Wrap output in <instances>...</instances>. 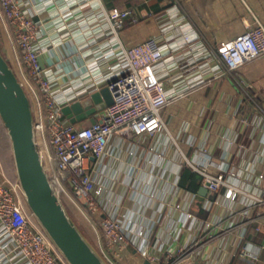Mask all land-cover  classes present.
Listing matches in <instances>:
<instances>
[{
  "label": "built area",
  "instance_id": "obj_1",
  "mask_svg": "<svg viewBox=\"0 0 264 264\" xmlns=\"http://www.w3.org/2000/svg\"><path fill=\"white\" fill-rule=\"evenodd\" d=\"M0 15L4 19L13 49L16 63L14 73L30 99L36 145L49 182L63 203H70L79 210L97 240L101 235L97 218H101L103 232L115 231L125 235L143 255L148 253L150 264H160L162 257L156 253H161L164 247L169 249L173 244L176 245L175 253L164 264H181L207 242H215L226 233L238 230L237 234L242 240L246 224L264 217V196L248 193L251 199L249 202L229 209L223 216L207 218L192 225L189 241L182 243V233L193 213L183 206L185 194L182 197L183 189L169 178L171 172L188 166L200 174V186L206 189V200L203 204L205 208L211 209L222 201L233 202L243 191L227 181V175L241 178V174L231 169L228 164L224 169L211 171L208 167L210 162L207 160L193 161L184 154L176 161L169 157L168 146L161 141L160 132L165 127L161 110L170 95L155 71V66L164 60L168 47L160 45L153 36L127 45L118 40V57L124 59L123 67L108 77H102V81L94 80L90 87L80 93L66 94L62 89L56 93L53 84L57 63L45 67L39 60V38L48 29L47 24L43 23L44 19L32 18L31 13L22 8L17 0H0ZM131 15L130 6L113 5L103 7L101 15L96 16L93 21H104L106 31L119 39L125 20ZM253 18L232 39L218 46L217 54L225 65L224 73L233 75V71L240 65L264 54V21L255 16ZM192 37L191 33L183 34L185 41ZM95 47L97 55L103 56L114 45L108 39L97 43ZM110 64L106 68H110ZM86 76L93 77L91 71ZM101 86H106L110 92V104L95 108L91 115L82 119L73 122L65 119L62 112L65 104L82 101L84 95H89L92 90ZM84 120L90 121L85 124ZM112 135L120 136L122 140L134 141L138 151L130 149L126 151V155L118 157L111 149L113 145H109ZM229 141L230 136L219 135L218 147L224 149ZM198 147L197 150L205 155L207 151L204 147ZM238 148H242L240 142ZM137 156L139 159L144 158L145 165L135 163ZM91 159L94 160L92 166ZM112 163H117V166L112 168L110 175H106L104 168L112 167ZM106 176L112 180L111 186L104 185ZM257 178L262 181L263 172ZM246 182L253 183L252 180ZM212 193L219 196L211 198ZM192 195L189 192L187 202ZM171 196L177 201L173 202ZM180 197L181 200H178ZM126 198L133 203L131 209L138 215L142 216L145 208H151L149 222L150 227L155 228V251H149L142 229L122 227L118 219V206ZM159 203L165 208H176L178 216L172 219L170 212L167 215L161 211ZM228 214H233L231 219ZM0 231L1 237H5L6 242L11 244L12 253L23 264H67L28 210L19 182L6 174L2 166ZM99 251L109 264H114L102 247ZM237 252L240 257L247 256V262L253 264L257 247L240 242Z\"/></svg>",
  "mask_w": 264,
  "mask_h": 264
},
{
  "label": "crops",
  "instance_id": "obj_2",
  "mask_svg": "<svg viewBox=\"0 0 264 264\" xmlns=\"http://www.w3.org/2000/svg\"><path fill=\"white\" fill-rule=\"evenodd\" d=\"M17 1L31 13L32 18L42 17L43 23L47 24V31L39 38V60L45 67L57 63L53 84L56 93L60 92L59 89L64 90L66 94L80 93L90 87L94 80L108 77L123 67L125 61L118 57L119 41L127 45L153 36L160 45L168 47L164 60L155 66V71L162 79L165 91L170 95L161 110L165 127L160 132L161 141L168 146L169 157L176 161L184 154L193 161L207 160L210 162L208 167L211 171L224 169L228 164L231 169L241 174V178L227 175V181L243 191L233 202L222 201L211 209L205 208L203 204L206 192L199 193L200 174L188 166L171 172L169 178L183 189L182 197L185 194L187 198L189 192L193 194L188 202L186 198L183 200V206L193 213V217L188 220V225L182 233V243L189 241L192 225L207 218L223 216L229 209L249 202L251 199L248 193L264 196V179L260 181L257 178L260 172L264 174V54L240 65L233 71V75L224 73V61L217 54L218 46L243 30L248 22H252L254 16L264 21L260 0ZM113 5L132 8V15L125 20L119 39L106 31L104 21H93L96 16L101 15L103 7ZM185 32L193 36L188 41L183 39ZM108 39L112 41L114 48L106 50L103 56H98L96 44ZM1 48L5 49L14 69L16 63L12 45L4 19L0 15ZM109 63L111 67L106 68ZM90 71L93 76L91 78L86 76ZM84 99L83 96L82 100ZM63 116L69 119L64 114ZM89 121L84 120L83 123ZM223 134L231 137L224 149L217 144L219 135ZM238 142L242 144V148H238ZM109 145H113L111 149L118 157L126 155V151L130 149L138 151L134 141L122 140L117 135L111 136ZM199 145L207 151L205 155L197 150ZM93 159L90 160L91 166ZM138 162L145 165L144 158L139 159L137 156L135 163ZM164 162L165 160L161 162V166ZM112 164V167L104 168L106 175H110L112 168L117 166V163ZM2 168L4 170L3 166ZM185 169L191 174L183 177ZM246 180H252L253 183L247 184ZM111 181L106 176L103 183L105 186H111ZM189 184L196 186L191 188L187 186ZM217 195L212 193L210 197ZM178 200H181V197ZM175 201L177 200L174 199L173 202ZM122 202L120 207L118 206V219L122 227L133 226L142 229L149 251H155V228L150 227L149 222L151 208H145L142 213L144 216H141L131 209L133 203L128 198ZM158 207L167 215L170 212L172 219L178 216L176 208H165L161 203ZM232 215L227 216L231 219ZM97 219V226L101 230L98 240L88 227L83 229L93 246L98 250L102 247L114 264H150L148 253L143 255L125 235L115 231L103 232V221L101 218ZM237 232L238 230L229 232L215 242H207L181 264H250L246 260L247 256L238 255V245L242 242L256 246L254 261L257 259L264 250V217L246 224L242 240ZM164 233L168 234V231ZM10 248L11 244L0 235V264H23ZM175 250L176 245L173 244L169 249L164 247L161 253L157 252L156 254L162 257L160 264H164L173 256ZM261 256L264 257V253Z\"/></svg>",
  "mask_w": 264,
  "mask_h": 264
},
{
  "label": "water",
  "instance_id": "obj_3",
  "mask_svg": "<svg viewBox=\"0 0 264 264\" xmlns=\"http://www.w3.org/2000/svg\"><path fill=\"white\" fill-rule=\"evenodd\" d=\"M84 97L90 103L84 99L62 107L63 114L71 122L91 115L95 108L112 101L106 86L92 90ZM0 118L9 137L14 174L25 204L55 248L67 264H109L79 229L51 186L36 145L30 99L1 51ZM205 192L206 189L199 186V193Z\"/></svg>",
  "mask_w": 264,
  "mask_h": 264
},
{
  "label": "trees",
  "instance_id": "obj_4",
  "mask_svg": "<svg viewBox=\"0 0 264 264\" xmlns=\"http://www.w3.org/2000/svg\"><path fill=\"white\" fill-rule=\"evenodd\" d=\"M0 161L4 167L6 174H8L12 179L15 180L16 174H14V164H13V156H11L10 141H9V137H7L6 130H5V127L2 123L1 118H0ZM183 174H184L183 177H185V175H187V174L190 175L191 173L189 172V170L185 169ZM187 186H189L191 188H195L196 185L189 184ZM64 205L67 208V210H69L66 203H64ZM69 212H70V215L73 218L74 222L79 227V229H81V231L85 234V236L87 238H89L85 229H83L82 225L78 222L77 219H75V217L72 215L71 211H69ZM263 251L260 252L257 259L254 261L255 264H260V263L264 262V257L261 256L264 253Z\"/></svg>",
  "mask_w": 264,
  "mask_h": 264
},
{
  "label": "rangeland",
  "instance_id": "obj_5",
  "mask_svg": "<svg viewBox=\"0 0 264 264\" xmlns=\"http://www.w3.org/2000/svg\"><path fill=\"white\" fill-rule=\"evenodd\" d=\"M260 4H261V6H262V11H264V0H260ZM1 50V52H2V54H3V56L5 57V59L7 60V62H9V64L11 65V66H13V63L12 62H10V59L7 57V54H6V52H5V49L4 48H1L0 49ZM86 99V101H87V103H90V100L89 99H87V98H85ZM1 162V161H0ZM2 164V163H1ZM3 166V165H2ZM66 205L68 206V208H69V210H68V212L69 211H71V213H72V215L75 217V219H77L78 221H80V224L82 225V227H88L89 229H90V227H89V225H88V223H87V221L85 220V218L81 215V213L79 212V210H77L76 209V207L74 206V205H72V204H70V203H66ZM67 209V208H66ZM69 214H70V212H69ZM82 220V221H81ZM87 231H88V229H86ZM91 230V232H92V229H90Z\"/></svg>",
  "mask_w": 264,
  "mask_h": 264
}]
</instances>
